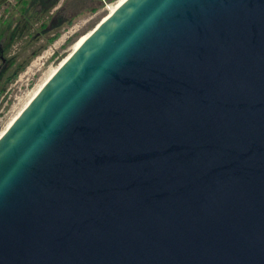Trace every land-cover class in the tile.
Returning a JSON list of instances; mask_svg holds the SVG:
<instances>
[{
    "label": "water",
    "instance_id": "water-1",
    "mask_svg": "<svg viewBox=\"0 0 264 264\" xmlns=\"http://www.w3.org/2000/svg\"><path fill=\"white\" fill-rule=\"evenodd\" d=\"M0 264H264V0H122L0 134Z\"/></svg>",
    "mask_w": 264,
    "mask_h": 264
},
{
    "label": "rangeland",
    "instance_id": "rangeland-1",
    "mask_svg": "<svg viewBox=\"0 0 264 264\" xmlns=\"http://www.w3.org/2000/svg\"><path fill=\"white\" fill-rule=\"evenodd\" d=\"M39 1L0 0V134L68 53L121 0L105 1L94 10L93 1L80 2L70 21L52 24L45 32L41 24H49L48 17L62 0L41 8Z\"/></svg>",
    "mask_w": 264,
    "mask_h": 264
},
{
    "label": "trees",
    "instance_id": "trees-1",
    "mask_svg": "<svg viewBox=\"0 0 264 264\" xmlns=\"http://www.w3.org/2000/svg\"><path fill=\"white\" fill-rule=\"evenodd\" d=\"M59 0H40L37 4L38 8H41L45 3H48V6H53L58 2ZM86 0H62L61 4L52 12L51 16L48 17L47 23H49L47 26L46 24L43 25L42 32L47 31L50 29L52 24L55 26L58 23L64 22V21H70L71 16L77 11V4L84 3ZM94 3V6L91 7V10H94L96 6L102 5L103 2L111 1V0H91ZM45 25V26H44ZM75 43V42H74Z\"/></svg>",
    "mask_w": 264,
    "mask_h": 264
},
{
    "label": "bare ground",
    "instance_id": "bare-ground-1",
    "mask_svg": "<svg viewBox=\"0 0 264 264\" xmlns=\"http://www.w3.org/2000/svg\"><path fill=\"white\" fill-rule=\"evenodd\" d=\"M120 2H122V0H121ZM120 2H119V3H120ZM119 3H118V4H119ZM115 7H116V6H115ZM115 7H113V8H109V13L112 12V11L114 10Z\"/></svg>",
    "mask_w": 264,
    "mask_h": 264
}]
</instances>
